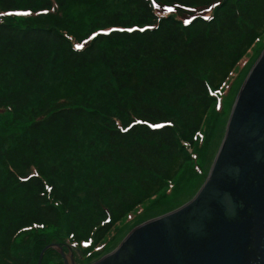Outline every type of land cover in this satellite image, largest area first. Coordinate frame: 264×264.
Returning <instances> with one entry per match:
<instances>
[{"label":"trees","instance_id":"1","mask_svg":"<svg viewBox=\"0 0 264 264\" xmlns=\"http://www.w3.org/2000/svg\"><path fill=\"white\" fill-rule=\"evenodd\" d=\"M30 1L33 6L23 7L18 0H0V56L18 58L23 76L32 80L40 79L50 56L70 74L102 64L112 96L128 94L129 102L122 112L106 113L80 98H58L42 106L29 129L70 140L84 115L103 121L96 127L107 147L98 160L123 173L105 184L89 183L90 209L76 210L67 186H55L38 168H8L4 179L12 187L0 188V198L8 200L0 205V264H36L49 243L64 252L76 245L89 264L107 253L110 239L104 240L116 223L142 203L165 190L164 198L180 183H203L211 133L203 128L226 115L224 100L210 94L219 93L264 33V0H128L134 19L115 10L104 15L102 26L83 33L82 20L71 25L66 14L75 0ZM22 8L31 11L14 14ZM61 216L66 236H53ZM42 229L51 230L43 235ZM19 236L31 243L25 251ZM41 264L63 263L47 249Z\"/></svg>","mask_w":264,"mask_h":264},{"label":"rangeland","instance_id":"2","mask_svg":"<svg viewBox=\"0 0 264 264\" xmlns=\"http://www.w3.org/2000/svg\"><path fill=\"white\" fill-rule=\"evenodd\" d=\"M18 3L23 7L33 6L30 0H18ZM29 8H22L14 14H29L31 11ZM115 10H119L125 19H134L136 16V8L128 0H75L67 7L66 14L71 17V25L77 19L82 20L80 31L83 33L102 26L104 15ZM263 48L264 33L237 62L219 93L211 94L214 98L224 100L226 115L214 126L211 122L208 127L204 124L206 128L203 130L207 131L209 128L211 132L207 147L209 159L204 163L205 172L210 169L219 145L217 142L223 136L229 109L247 72ZM23 66L24 63L18 58L0 56V105H4L0 106V188L12 187V184L4 179L8 168L12 167L16 171L23 170L25 168L23 164L26 163L34 170L38 168L53 181L55 186H67L70 194L73 195L72 200L76 210H89L86 186L89 183L105 184L123 173L98 160L99 155L107 147L103 132L96 127L103 121L94 123L95 119L91 120L89 116L84 115L76 120L74 135L70 140L51 132L41 135L31 131L29 125L39 118L38 115H41L39 111L43 105H49L58 98H65L69 102H77L80 98L81 101L99 105L104 109L103 112L117 113L122 112L129 102L128 94L112 96L109 91L108 84L111 81L107 78V68L102 64H97L84 73L70 74L69 71L61 69L58 62H52L50 56L46 58L44 73L38 80L24 77ZM101 111L94 110L96 113ZM101 114H97L95 118ZM215 138L218 140L213 144ZM32 140L34 143L30 145ZM200 183L201 181L196 183L197 185L193 188L191 184L180 183L179 190L168 189L164 198L160 197V194L165 190L142 203L136 210L116 223L110 231L104 240L110 239L106 247L107 252L115 249L135 226L183 205L194 196ZM5 202H8L6 198H0V205ZM65 226L61 216L60 225L53 236H66ZM50 230L42 229L38 233L46 235ZM18 239L22 241L20 246L23 251L31 244L25 243L20 236ZM32 239L33 235L30 241ZM67 241L69 242V239L66 237L65 242ZM104 244L105 242L102 245ZM72 246L76 247V245ZM75 259L77 264L85 263L82 262L83 257L79 254L75 255Z\"/></svg>","mask_w":264,"mask_h":264},{"label":"water","instance_id":"3","mask_svg":"<svg viewBox=\"0 0 264 264\" xmlns=\"http://www.w3.org/2000/svg\"><path fill=\"white\" fill-rule=\"evenodd\" d=\"M58 248L63 264L72 252ZM92 264H264V49L233 102L208 175L185 204L133 228Z\"/></svg>","mask_w":264,"mask_h":264},{"label":"bare ground","instance_id":"4","mask_svg":"<svg viewBox=\"0 0 264 264\" xmlns=\"http://www.w3.org/2000/svg\"><path fill=\"white\" fill-rule=\"evenodd\" d=\"M217 140H218V139H217V138H215V139L213 140V142H212V143H213V144H214V143H216V142H217Z\"/></svg>","mask_w":264,"mask_h":264},{"label":"snow or ice","instance_id":"5","mask_svg":"<svg viewBox=\"0 0 264 264\" xmlns=\"http://www.w3.org/2000/svg\"><path fill=\"white\" fill-rule=\"evenodd\" d=\"M169 10H170V9H169ZM185 23H187V21H185ZM76 47H77V48H79V47H80V45H79V44H77V45H76Z\"/></svg>","mask_w":264,"mask_h":264}]
</instances>
